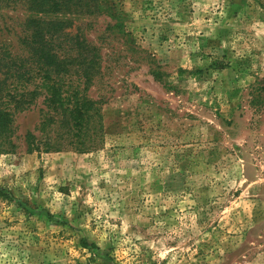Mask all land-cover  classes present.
<instances>
[{"label":"rangeland","instance_id":"1","mask_svg":"<svg viewBox=\"0 0 264 264\" xmlns=\"http://www.w3.org/2000/svg\"><path fill=\"white\" fill-rule=\"evenodd\" d=\"M82 3L101 143L27 151L39 116L15 117L0 264H264V0ZM27 5L0 0V54L25 55Z\"/></svg>","mask_w":264,"mask_h":264},{"label":"trees","instance_id":"2","mask_svg":"<svg viewBox=\"0 0 264 264\" xmlns=\"http://www.w3.org/2000/svg\"><path fill=\"white\" fill-rule=\"evenodd\" d=\"M25 1V55L0 54V154L16 150L21 138L15 117L28 112H37L39 121L36 135L22 136L27 151H95L102 139L101 108L87 92L97 75L98 58L89 57L78 34L65 33L71 16L81 15L83 0ZM58 37L70 46L63 48V42L55 41ZM71 39H76L74 45Z\"/></svg>","mask_w":264,"mask_h":264}]
</instances>
